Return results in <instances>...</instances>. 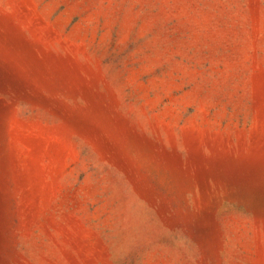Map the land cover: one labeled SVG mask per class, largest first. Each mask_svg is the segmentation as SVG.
<instances>
[{"label": "rangeland", "instance_id": "374dc122", "mask_svg": "<svg viewBox=\"0 0 264 264\" xmlns=\"http://www.w3.org/2000/svg\"><path fill=\"white\" fill-rule=\"evenodd\" d=\"M0 264H264V0H0Z\"/></svg>", "mask_w": 264, "mask_h": 264}]
</instances>
